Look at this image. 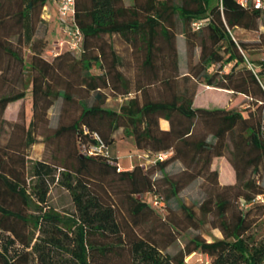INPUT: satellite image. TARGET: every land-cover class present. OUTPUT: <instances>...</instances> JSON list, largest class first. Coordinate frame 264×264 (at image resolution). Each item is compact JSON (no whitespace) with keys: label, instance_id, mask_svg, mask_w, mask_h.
<instances>
[{"label":"trees","instance_id":"16d2710c","mask_svg":"<svg viewBox=\"0 0 264 264\" xmlns=\"http://www.w3.org/2000/svg\"><path fill=\"white\" fill-rule=\"evenodd\" d=\"M49 2L0 0V264H29L31 255L34 264H189L196 255L209 264H264L257 230L264 203L256 202L264 197V64L252 59L264 55V11L236 0H75L79 51L47 60ZM236 29L257 32V41H236ZM200 85L238 97L243 111L193 106ZM27 93L29 122L22 109L6 120L7 107ZM119 97L117 108L105 107ZM255 131L254 155L236 167ZM94 135L108 157L83 154L97 145ZM119 139L171 156L117 171L110 150ZM36 145L42 157L32 163L29 186L26 152ZM221 158L234 170L225 184L215 168ZM77 160L104 169L93 176ZM196 181L208 192L191 208L178 195ZM51 185L70 195L68 219L49 207ZM154 196L163 210L152 206ZM29 223L39 234L33 243ZM207 226L222 238L206 241Z\"/></svg>","mask_w":264,"mask_h":264},{"label":"rangeland","instance_id":"374dc122","mask_svg":"<svg viewBox=\"0 0 264 264\" xmlns=\"http://www.w3.org/2000/svg\"><path fill=\"white\" fill-rule=\"evenodd\" d=\"M251 1V0H249ZM48 24V33H47V45L43 51V57L47 60H51L53 57H55L58 53H62L65 52L67 50H69L68 46L62 42L64 41V36H63V32L61 30V21L60 18L58 17V14H56V12L52 13L51 16V20L49 21ZM261 23L259 22V25ZM261 30L263 31L264 29L261 28ZM232 35L234 37V39L236 41L241 40V39H249L252 40L254 39V37L258 36L257 33H252V32H248L247 33H241L240 31L234 30L232 32ZM24 57L26 62H28L29 60V53L27 50L24 51ZM252 59H260L259 57H252ZM224 72V71H223ZM196 102H195V107H206V108H211L213 106H218V107H227V108H236L239 111H243V108L245 106H242L241 104V99H239L238 97H234L233 95H229L225 92L222 91H216L213 89H207L206 86L204 85H200L197 87V91H196ZM124 101V98H116V99H109L107 106L111 107V108H117L120 104H122ZM59 104H55L53 106V108L50 110V119L52 123L56 122L57 119V108H58ZM24 110L25 113V121L26 123L29 122L30 119V114H31V107H30V96L29 93H27V95H25V100L16 103L15 105H10L7 107L5 114H4V118L8 121H14L17 118L19 119L18 115H19V111L20 110ZM257 137H258V133L257 131H255V134L253 136H251L249 138L248 143L242 147L238 152H237V156H236V160H235V166L238 167L240 166L241 162L245 159H247L250 155H254L255 152V145H256V141H257ZM125 142V141H123ZM42 146L40 145H36V146H29L27 148V159H26V177L28 180V185L31 186L32 185V181L31 180V168H32V163L41 158L42 157ZM128 147L126 146H119L118 150L120 153H118L117 156H119L120 158H122V156H125L128 152H127ZM114 150V149H112ZM116 150V149H115ZM114 152V151H113ZM134 154V159L136 158L135 156L137 154H143V152L140 151H131L130 154ZM118 157V158H119ZM142 165V169L147 168L150 164L145 163L144 160H140L135 162L134 166H139ZM113 166H115L117 168V165L112 164ZM75 167L77 169L82 168L85 171H87L89 174L91 175H95V174H99L101 171H103L102 169L104 168H100V166L97 165H85L80 161H76L75 162ZM107 169H111V166L106 167ZM105 168V169H106ZM215 168L218 170V172L220 173V181L222 183H226L229 182V177L230 175H234V170L231 169L227 164L225 159H218L217 162L215 163ZM118 170V168H117ZM233 172V174L231 173ZM263 185H264V171H263ZM201 182L200 181H196L195 183L191 184L189 187L185 188L184 190H182L178 197L179 199L184 202L187 206L191 207V208H197L196 206H198L205 198L208 192V190H205L204 188H201L200 186ZM145 200H148V196H145ZM256 202L259 203H264V197L263 198H258L256 199ZM47 203L49 205V207L55 212L57 213L60 217H62L63 219H68V217H71L72 215H74L75 210L71 201V197L70 195L62 188H60L59 186L56 185H51L49 188V193L47 195ZM175 202H173L171 205L175 206ZM243 207V206H242ZM245 208V207H244ZM37 209H36V204L34 200H30L29 199V204L27 207V213L28 215H36ZM263 219V218H262ZM206 231H204V233L202 234L201 230H188L186 231V235L188 236H194L197 234H202V237L210 242L214 239H221L222 235L220 234V232L216 229H210L208 226L205 228ZM259 231V235H264V219L261 222V224H259V227L257 229ZM28 238L29 240L33 243L34 240L39 236L38 231L36 230V228L29 223V227H28ZM185 237L180 238L179 239V243L178 245H176L175 247H171L170 249L167 250V252L170 255H175L178 248L181 247L183 245V243L185 242ZM32 245V244H31ZM189 259V258H188ZM187 259V261H188ZM210 259L208 257H205L203 255H196L193 258H191V260H189V264H209L210 263ZM29 264H34L33 261V256L31 255L29 258Z\"/></svg>","mask_w":264,"mask_h":264},{"label":"built area","instance_id":"2783aa9c","mask_svg":"<svg viewBox=\"0 0 264 264\" xmlns=\"http://www.w3.org/2000/svg\"><path fill=\"white\" fill-rule=\"evenodd\" d=\"M237 3L241 6L251 5L254 9L264 11V0H236ZM56 6L58 17L61 21V30L63 32L64 41L69 50L77 53L79 51V46L81 44V33L75 24V0H50ZM195 30L200 28V23L195 22L192 24ZM261 61L264 64V55L261 58ZM264 89V88H263ZM259 132L261 138L264 142V116L261 120ZM94 139L97 142L96 146H90L83 150V154L85 155H103L108 157L109 152L106 146L101 142L98 136L94 135ZM170 153H160L153 156V161L155 160H163L169 156ZM138 159H142L138 156ZM153 161L151 163H153ZM152 206L161 211L164 208L163 198L160 196H154L152 198Z\"/></svg>","mask_w":264,"mask_h":264},{"label":"crops","instance_id":"0c3cea01","mask_svg":"<svg viewBox=\"0 0 264 264\" xmlns=\"http://www.w3.org/2000/svg\"><path fill=\"white\" fill-rule=\"evenodd\" d=\"M53 12H56V14H57V10H56L55 4L53 2L47 3V5L43 9V15H42L43 21H45L46 23H49V21L51 20V16H52V13ZM236 30L237 31H240L241 33H247V31H243V30H240V29H236ZM254 33H257V32H254ZM257 35H258V33H257ZM257 39H258V36L254 37V39H252V40H249V39H241L240 41H243V42H254V41H257ZM262 56H263V54L262 55H254L252 57L253 58L254 57L262 58ZM207 89L210 90L211 88H207ZM216 91H218V90H216ZM225 93H227V92H225ZM227 94H229V93H227ZM109 99H116V98H108V100ZM108 100H107V102L105 104V107L111 108V107H108L107 106ZM195 102H196V96H195V99H194L193 106H195ZM159 125H160V128L162 130H168L169 129L168 123L166 121H164V120H160L159 121ZM123 141H125V142H123ZM119 146H126V147H128V149H127V152L128 153L125 156H122V158H120L119 156H117L118 153H120L119 150H118ZM112 149H114V150H112ZM112 149L110 150V155H112L116 159L115 165H117V168H118L117 171H131L135 167L134 164H135L136 160L137 161L144 160L145 163L151 164V162L154 159L152 154H150L149 152L143 151V150H141L143 152V154L142 155L141 154H137L135 156L136 158L134 159V154L133 153L130 154V152L131 151H134V150H136V151H140V150L137 149V148H135L132 145V143H130L129 141H126V140H121V139L117 140L114 143V147ZM168 153H170L169 156H171V152H168ZM138 156H140L142 159H138ZM139 166L142 168V165L141 164ZM213 168H214V166H213ZM219 182L221 184H225V183H222L220 181V173H219ZM226 183H228V182H226Z\"/></svg>","mask_w":264,"mask_h":264}]
</instances>
